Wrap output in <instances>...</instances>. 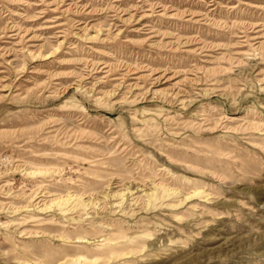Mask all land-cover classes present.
Instances as JSON below:
<instances>
[{
    "label": "rangeland",
    "instance_id": "rangeland-1",
    "mask_svg": "<svg viewBox=\"0 0 264 264\" xmlns=\"http://www.w3.org/2000/svg\"><path fill=\"white\" fill-rule=\"evenodd\" d=\"M0 264H264V0H0Z\"/></svg>",
    "mask_w": 264,
    "mask_h": 264
}]
</instances>
